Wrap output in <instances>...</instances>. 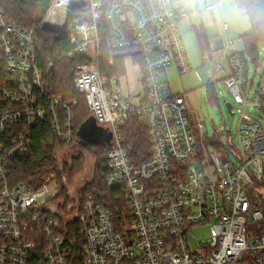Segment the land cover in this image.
Wrapping results in <instances>:
<instances>
[{
  "label": "built area",
  "instance_id": "obj_1",
  "mask_svg": "<svg viewBox=\"0 0 264 264\" xmlns=\"http://www.w3.org/2000/svg\"><path fill=\"white\" fill-rule=\"evenodd\" d=\"M182 1L52 0L43 18L44 28L67 38V45L47 59L51 70L62 56L89 60L75 67L74 85L90 117L111 134L105 143L106 184L123 190L131 216L119 230L108 205L92 194L82 205L73 202L68 211L80 210L82 240L75 264H264V233L248 230L250 215L254 224L264 221V211L253 208L249 195L264 180V73L255 89L249 87L248 64L237 43L217 40L229 53L224 83L242 108L240 153L232 164L208 141L201 116L184 97L170 94L162 80L171 66L182 75L193 70L181 22L199 10H178ZM221 1L210 0L205 10H217ZM85 7L88 11L69 26L71 11ZM103 24L113 53L109 66L115 67L120 56L142 68L145 94L137 104L123 93L118 77L100 73ZM41 54L36 29L10 21L0 8V97L11 106L0 114V264H73L60 214L47 205L58 193L56 180L45 176L36 190L10 186L7 162L31 146L30 131L38 121L52 116L56 136L66 144L74 138L72 109L78 100L66 102L45 86ZM249 108L260 115L247 116ZM134 118L146 127L152 151L140 163L130 159L120 134ZM207 226L209 241L200 244L194 231Z\"/></svg>",
  "mask_w": 264,
  "mask_h": 264
},
{
  "label": "trees",
  "instance_id": "obj_2",
  "mask_svg": "<svg viewBox=\"0 0 264 264\" xmlns=\"http://www.w3.org/2000/svg\"><path fill=\"white\" fill-rule=\"evenodd\" d=\"M235 1L238 7L247 13L250 21V30L240 36L244 50L239 53V56L248 65L247 57L249 56L256 65L262 66L264 63L259 64L258 62L259 47H264V0ZM51 4L52 0H0V8L6 12L10 21L24 28H34L38 32L42 49L40 65L45 73V86L55 94L62 96L66 102H71L73 99L78 100V105L72 109L74 113V138L70 144L60 140L52 130V116L38 121L30 131L31 146L7 162L11 174L10 186L26 184L31 189L36 190L41 186L42 177L54 172L57 175L60 189L56 196L47 201V205L57 199H63L62 203H59L63 214H78L80 211L78 209L67 210L69 203L67 188L72 186L73 174L81 171L82 150L91 147L97 160L95 162L96 177L80 191V204H83L87 195L92 194L96 201L108 205L117 228L121 230L123 222L130 220L131 216L123 190L110 189L106 184L104 166L107 161L108 147L105 144H80L79 133L90 120V112L85 97L79 94L75 88L74 69L79 63L89 60L85 56H75L73 58L62 56L54 62L52 70L47 65V59L53 58L58 50H62L61 48L67 45V38L60 37L43 27V18ZM87 11L88 7L72 10L68 19L69 26L73 27L82 14ZM104 29L103 24L100 30L102 41L98 61L100 73L107 78L123 76L126 73L124 57H118L115 67H110L108 64V60L113 53L107 39L108 34ZM206 88L209 103H218L214 83H208ZM10 108L11 106L0 97V114ZM120 134L123 139V146L127 149L133 162L140 163L151 157L152 151L148 131L138 119H131L124 124L120 128ZM74 147L78 148L77 155L71 158L70 165L65 164L61 168L57 163V154ZM258 183L259 186L264 187V180ZM253 191L251 189L249 193L253 208H263L264 205L259 204L253 197ZM58 214L61 213L58 211ZM58 217L61 221L60 231L64 234L67 242L68 259L75 264L81 258L82 240L79 222L76 218L67 222L62 220L61 215ZM258 232L264 233V221L260 224Z\"/></svg>",
  "mask_w": 264,
  "mask_h": 264
},
{
  "label": "rangeland",
  "instance_id": "obj_3",
  "mask_svg": "<svg viewBox=\"0 0 264 264\" xmlns=\"http://www.w3.org/2000/svg\"><path fill=\"white\" fill-rule=\"evenodd\" d=\"M188 1L185 3L193 2L191 0L189 2ZM226 1L227 0H224V2ZM197 2V4L200 6L198 9L203 11L205 10L206 5L210 3V0H197ZM191 8L197 12L196 7ZM230 15L232 17L227 18L228 25L230 26L227 34L223 33V30L221 29V19L218 18V16L214 18L211 14L205 13L201 18L203 19L205 26L208 28V31H215L214 36H219L218 38H215V40L223 39L224 42L235 41L237 43L238 49L242 51V42L235 34L236 27L234 22L240 21V24L246 22L247 25H249L250 22L248 18L244 17L240 13L239 15L232 13ZM188 23L189 21L186 22L183 27H185V25ZM240 28H243V25ZM183 38L193 70L190 73L184 75L176 73L175 75L168 76L166 84L169 85L174 92L180 93L181 95H185L186 93V99L188 102L187 104H189V106L194 109L193 111H197L199 113L202 121L204 122L205 131L207 132L206 137L209 139L208 141L215 144L220 149V153L225 161L230 159L232 164H237L238 160L236 156L240 153L237 143V127L241 117L242 108L238 105H235L234 98L224 83V79L227 78L225 71H229L230 69L227 60L229 53H227L226 50L218 49L215 40H213L210 44L211 54L209 56H204L205 52L208 53L207 47L205 44H203L205 49L202 48L198 42L195 32H187L184 34ZM247 60L249 63V70L247 74L248 86L255 89L262 80L261 78L264 73V64L262 66L256 65L249 56L247 57ZM258 63H264L263 46L259 47ZM220 65L225 68V71L219 69ZM125 67V75L118 78L124 94L127 95L130 93L132 97L135 93L141 92L142 89V86L138 82V75L140 71L139 67L129 58L125 62ZM208 82L214 83L215 85L218 103H209L208 101L209 99L206 88V84ZM227 104H231L233 106L232 111H229ZM259 115L260 114L258 112L252 111L250 108L247 111V116H251L254 119H256V117ZM77 153V147L71 148L67 151L59 152L57 154L58 165L61 168L65 164L70 165L71 158L74 155H77ZM82 156L83 160L81 161L80 165L81 171L79 173L76 172L73 174L75 178L73 177L72 179V186L67 188V195L69 197L67 210L68 207L73 204V202H80V191L84 186H86V184L90 183L96 177L95 162L97 160L91 150V147L83 149ZM45 176H51L54 180H56L58 188L60 189V184L58 183L56 173L50 172L43 177ZM258 184V182L255 183V185L250 188V190H254L252 193L255 200L259 204L264 205V187L259 186ZM62 201L63 199H57L56 201L50 202L49 205L52 206L56 211H59L61 213L60 215L62 216V219L65 221H71L76 218V214H63L61 208L59 207V203H62ZM261 209L264 211V207ZM248 219L250 222L248 230L252 233H257L259 231L260 224H254L252 222L251 215L248 217ZM210 229V226L195 229L193 236L196 237L200 244L207 243L209 241Z\"/></svg>",
  "mask_w": 264,
  "mask_h": 264
},
{
  "label": "crops",
  "instance_id": "obj_4",
  "mask_svg": "<svg viewBox=\"0 0 264 264\" xmlns=\"http://www.w3.org/2000/svg\"><path fill=\"white\" fill-rule=\"evenodd\" d=\"M186 1H188V0H185V1H182V2H180V3H178L177 5H176V8L178 9V10H182V9H185V8H191V7H196L197 8V10H199L198 8H200V6L197 4L198 2H197V0H191V1H193V2H191V3H185ZM190 1V0H189ZM188 1V2H189ZM206 3V2H205ZM207 4V3H206ZM231 11H233V12H231ZM205 13H209V14H211L214 18H216L217 16H218V18H220L221 19V29L223 30V33H225V34H227V32H228V30H229V25H228V22H227V18H230V17H232L230 14L232 13V14H238L239 15V13L241 14V15H243L244 17H246V18H248V20H249V17H248V15H247V13L243 10V9H240L239 7H238V5H237V3L235 2V0H229V3H228V0L226 1V2H224V0L223 1H221V3H220V5H219V8L217 9V10H215V11H213V12H208V11H206V10H203V11H198L197 13H195V14H193V15H191L190 17H188V18H186V19H184L182 22H181V32H182V35H183V37H184V34L185 33H187V32H189V33H192V32H195V34H196V37H197V39H198V42L200 43V45L202 46V48L203 49H205L204 48V46H203V44H205L206 45V47H207V51H208V53H204V56H209L210 54H211V50H210V44H211V42L213 41V40H215V38H218L219 36H214V34H215V31H213V32H209L208 31V28L205 26V24H204V22H203V19L201 18ZM240 18V17H239ZM189 21V23L187 24V25H185V27H183L184 26V24L186 23V22H188ZM250 22V21H249ZM238 23V24H237ZM241 22L240 21H236V22H234V25H235V27H236V36H238V38H240V36L241 35H243V34H245V33H247L249 30H250V23H249V25H247L246 24V22H244L243 24H240ZM225 25L227 26V29H225ZM239 25V26H238ZM242 25H243V28H240V27H242ZM238 27V28H237ZM213 33V34H212ZM217 33L219 34V32L217 31ZM216 33V34H217ZM184 39V38H183ZM217 40L218 39H216L215 40V42H216V46H217ZM223 40V39H222ZM242 51L244 50V47H243V44H242ZM217 48H218V46H217ZM218 49H222V48H218ZM224 50V49H223ZM241 51V52H242ZM133 61V60H132ZM133 63H135L138 67H139V75H138V82L140 83V85L142 86V89H141V92H139V93H135L132 97H131V94L130 93H128L127 95H126V97L129 99V100H131L133 103H138L139 101H140V99L144 96V94H145V89H144V86H143V82H142V68H141V66L139 65V64H137V62H135V61H133ZM126 68V67H125ZM223 71H225V68L223 67V69H222ZM226 72V74H227V77L230 75V69H229V71H225ZM176 73H179L178 72V70L176 69V67L175 66H171V68H169L168 70H166L164 73H163V75H162V80H163V82H164V84H165V87L167 88V90H168V92L170 93V94H172V95H180V96H182V97H184V99H185V101H186V103H188L187 102V99H186V93H185V95L183 94V95H181L180 93H177V92H174L172 89H171V87L169 86V85H167L166 84V81L168 80V76H170V75H175ZM208 83H211V82H208ZM207 83V84H208ZM206 84V85H207ZM124 93V92H123ZM132 98H133V100H132ZM187 106L191 109V110H194L193 108H191L190 106H189V104H187ZM232 108V107H231ZM232 111V110H231ZM195 112H197V111H195ZM198 113V112H197ZM199 114V113H198ZM88 124H95V125H97L96 124V122L94 121V119L92 118V117H90V120L86 123V125H85V127L88 125ZM80 140H81V138H80Z\"/></svg>",
  "mask_w": 264,
  "mask_h": 264
},
{
  "label": "water",
  "instance_id": "obj_5",
  "mask_svg": "<svg viewBox=\"0 0 264 264\" xmlns=\"http://www.w3.org/2000/svg\"><path fill=\"white\" fill-rule=\"evenodd\" d=\"M229 111H231V104H227ZM79 137L82 142L88 144H110L111 142V134L106 133L103 129L98 127L95 124H88L86 127L81 130L79 133Z\"/></svg>",
  "mask_w": 264,
  "mask_h": 264
},
{
  "label": "flooded vegetation",
  "instance_id": "obj_6",
  "mask_svg": "<svg viewBox=\"0 0 264 264\" xmlns=\"http://www.w3.org/2000/svg\"><path fill=\"white\" fill-rule=\"evenodd\" d=\"M80 144H84L85 145V144H88V143H85V142L80 141Z\"/></svg>",
  "mask_w": 264,
  "mask_h": 264
}]
</instances>
